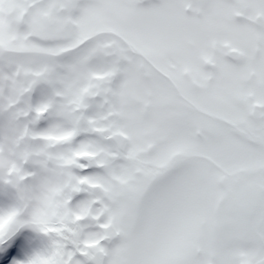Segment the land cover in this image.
I'll list each match as a JSON object with an SVG mask.
<instances>
[{"label": "snow or ice", "instance_id": "1", "mask_svg": "<svg viewBox=\"0 0 264 264\" xmlns=\"http://www.w3.org/2000/svg\"><path fill=\"white\" fill-rule=\"evenodd\" d=\"M0 264H264V0H0Z\"/></svg>", "mask_w": 264, "mask_h": 264}]
</instances>
